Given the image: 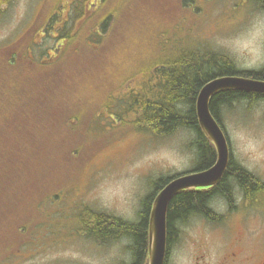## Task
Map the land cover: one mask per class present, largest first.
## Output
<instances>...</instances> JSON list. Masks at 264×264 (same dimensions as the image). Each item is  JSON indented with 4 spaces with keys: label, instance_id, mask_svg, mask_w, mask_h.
Listing matches in <instances>:
<instances>
[{
    "label": "rangeland",
    "instance_id": "rangeland-1",
    "mask_svg": "<svg viewBox=\"0 0 264 264\" xmlns=\"http://www.w3.org/2000/svg\"><path fill=\"white\" fill-rule=\"evenodd\" d=\"M140 2L95 0L90 19L70 3L63 16L58 0H0V131L8 126L9 150L20 129L27 130L20 139L35 145L30 147L32 161L20 174L0 168V264H128V238L94 241L80 223L75 225L78 215L90 208L136 222L142 199L157 181L195 169V151L191 130L156 137L124 124L126 115L118 117L120 109L113 104L129 86L121 88L119 82L127 75L140 78L151 62L179 46L211 48L227 55L238 70L264 66V9L253 0ZM116 8L120 17L136 21L139 32L119 27L121 35L105 44L111 47L103 56L106 63L88 56L90 66H85L74 46L82 49L78 40L91 20L97 24L88 30L99 29L101 16L112 17L113 25L115 14L108 10ZM63 17H72L65 28L73 38L64 47ZM43 22L50 24L44 34L37 32ZM96 38L90 41L95 46L84 44L83 50L97 52ZM57 45L60 51L55 52ZM218 113L236 163L264 181V104L236 103ZM53 139L61 149L35 153ZM239 197L235 203L222 201L221 214L202 217L208 221L190 216L179 224L167 264H192L200 252L214 264L235 238L247 256L262 255L264 195ZM196 261L203 263L202 258Z\"/></svg>",
    "mask_w": 264,
    "mask_h": 264
},
{
    "label": "trees",
    "instance_id": "trees-1",
    "mask_svg": "<svg viewBox=\"0 0 264 264\" xmlns=\"http://www.w3.org/2000/svg\"><path fill=\"white\" fill-rule=\"evenodd\" d=\"M104 1L106 2L107 0ZM253 1L257 3L258 7L264 9V0ZM61 2H63V16L64 13L66 15L68 12L66 5L69 3L71 5L74 4L76 11H79L83 17L86 15L85 18H90L95 12L93 7L95 0H58V5ZM139 4L141 6L140 0ZM54 9L57 10L58 6L56 5L50 9L51 15ZM122 10L128 14L127 9ZM108 11L114 12L115 23L111 24L112 17L104 18V16H101L98 21L99 29L89 28L88 30V25L97 24L91 20L86 25L87 33L84 39L78 40L82 49H76V46H74L73 52L76 55L79 54V57H85L87 63L85 66H90L88 64V56L103 58L104 62L99 64L106 63L107 58L103 56L107 54L108 49L111 47L105 44L110 40L115 41L117 36L121 35L119 27L124 28L126 31H135L136 34L139 32V28L137 29L135 26L136 21L120 17V9L116 8ZM72 17H66V19L63 17V36L61 37L63 38V47L69 45L73 39L67 31L69 28H65L68 18L71 19ZM128 24H130V30L127 27ZM96 37L100 38V49L96 52L91 48L92 53L86 49L83 50L84 44L95 46L90 41L92 38L96 40ZM233 74L246 77L253 75V78L264 80V66L258 72L249 74L246 71L237 70L234 62L227 55L214 52L211 48L206 50V46H198L185 49V47L179 46L177 52L169 53L161 60L151 62L148 70L140 74V78L138 74L137 76L136 74L127 75L119 82L121 88L125 84V88L128 86L129 88L128 91L119 93L116 96L120 97L113 104L120 109L116 115L123 119V114L126 115L123 123L128 124L129 128L131 127L134 130L149 133L156 137L169 136L181 128L191 130L194 134L191 146L195 151V168L197 170L206 169L214 163L216 153L213 145L205 138L198 125L195 113L196 96L202 85L209 79ZM261 96L257 93L245 91L223 90L213 95L210 101V109L217 120L216 109L218 105L230 103L231 101L255 99ZM42 107L40 111L37 110V113L40 114L43 111L44 107ZM7 129H9L8 126L3 125L0 131L2 140H0V147L1 149H8L0 151V168L4 166V168L16 169L14 174L18 175L21 173L20 170L32 161L30 147L33 149L35 145L20 139L22 136H27L25 134L27 130L20 129L19 134L15 133L13 135V133H10L13 137H16V144L12 150H9L12 144L8 138ZM3 139H7V141L4 142ZM1 159L7 161L3 164ZM5 174H7V170H3L2 175L4 176ZM170 179L171 177H164L157 181L152 192L142 199L136 222L125 221L110 214L84 208L81 210V214L78 215L79 220L76 221L75 225L80 223L85 234L97 242L103 241L105 243L116 241L123 237L128 238L127 249L131 255L128 264H147V229L151 202L156 192L163 188ZM232 183L242 190L245 198L249 196L252 198L256 197L257 191L259 192L260 186H262V183L253 173L240 164H233L230 160L221 180L211 192L190 190L178 192L171 199L168 206L167 248L176 239L179 231L177 226L179 224L184 223L187 218L193 215L208 217L210 210L207 205L212 195L219 193L227 201H231ZM171 241L172 243H170Z\"/></svg>",
    "mask_w": 264,
    "mask_h": 264
},
{
    "label": "water",
    "instance_id": "water-1",
    "mask_svg": "<svg viewBox=\"0 0 264 264\" xmlns=\"http://www.w3.org/2000/svg\"><path fill=\"white\" fill-rule=\"evenodd\" d=\"M239 90L264 93V80L241 76H221L200 88L195 110L199 127L216 150L215 162L207 169L172 178L154 197L148 221V263L164 264L167 245V212L171 199L180 191L213 186L220 181L229 162L226 136L210 111V98L217 91Z\"/></svg>",
    "mask_w": 264,
    "mask_h": 264
},
{
    "label": "flooded vegetation",
    "instance_id": "flooded-vegetation-1",
    "mask_svg": "<svg viewBox=\"0 0 264 264\" xmlns=\"http://www.w3.org/2000/svg\"><path fill=\"white\" fill-rule=\"evenodd\" d=\"M62 22H59L58 23V26L61 25ZM49 25L50 24H46L45 22L42 23V26L40 29H38L37 32L39 33H42L44 34V31L48 30L49 28ZM46 29V30H45ZM60 30V29H58ZM31 34V33H30ZM33 34V33H32ZM31 34V35H32ZM58 45L55 47V52L57 50L60 51V47H58ZM54 51V50H53ZM58 53V52H57ZM238 70V69H237ZM243 71H246L248 72L249 74H252V73H256L258 72L259 70H244L242 69ZM233 75H237V74H233ZM223 76V75H222ZM253 75L251 76H247L249 78H253L252 77ZM217 77H221V76H217ZM215 78V77H214ZM213 79V78H212ZM253 79H256V78H253ZM211 80V79H209ZM208 80V81H209ZM220 91H217L215 92L213 95H215L216 93H218ZM247 92V91H246ZM250 93H254V92H250ZM256 94V93H255ZM259 95H262L261 97H257L255 99H245V100H240V101H231L230 103H222L220 105H218L217 109H216V115L218 116L217 117V121L219 122L220 126L222 127V129L224 130L225 134H226V131H225V128H224V125L222 124V121H221V117L219 115V110L222 111L223 109H228L229 106L233 105V104H236V103H239V104H248V105H251L248 103L249 100H254L256 101L255 103H252L253 105L254 104H262V102H264V94L262 93H257ZM213 95L211 96V98L213 97ZM211 98H210V101H211ZM116 109V107H115ZM211 111V109H210ZM212 113V112H211ZM216 119V118H215ZM111 126H113L112 122L110 123L109 121V125L108 127L111 128ZM109 128H105V129H109ZM227 135V134H226ZM32 140L33 141H37V136L36 135H32ZM60 145V141L58 140H52L50 143H45V144H41V145H38L36 148H35V151H41L42 152V148L46 149V150H53V149H61V147L59 146ZM229 145H230V142H229ZM35 147V146H34ZM37 149V150H36ZM230 160L232 161L233 164H238L236 163V161L234 160V157L232 155V150H231V147H230V157H229V162ZM228 162V164H229ZM228 167V166H227ZM192 171H200V170H197L196 168L193 169ZM258 179V178H257ZM221 180V179H220ZM259 180V179H258ZM260 183H262V186H260V189H259V192L257 191V195L256 197H259L260 195H264V181H261L259 180ZM217 185V183L213 186H210V187H205V188H200V189H197L195 191H205V192H211L215 186ZM239 190V193H236L235 191L236 190ZM231 202L233 200V202L235 203L236 202V197L237 196H240L239 198H243L245 197L244 193L242 192V190L237 186L235 185L234 183H232V191H231ZM253 196V195H252ZM251 197V196H249ZM227 199H225L222 195H220L219 193L215 194V195H212L210 200H209V203H208V208L210 210V212L208 213V217L207 218H212V217H215V215L217 213H220L221 214V210L223 209L222 207V201L223 202H226ZM221 203V204H220ZM226 204V203H225ZM231 205H229V207L226 206L230 209V208H234L235 207V204L233 203H230ZM226 208V213L229 211V209ZM193 217H200L202 218L201 216H196V215H193ZM203 220H206L205 218H202ZM208 221V220H206ZM178 225V224H177ZM176 225V226H177ZM177 239V237H176ZM173 240L174 241H176ZM239 239L238 238H235L230 244L224 246L223 250L221 251L222 253L220 254V256L218 257L217 261L214 262V264H264V252L262 253V255H246L244 253V251L241 250V248L238 247L239 245ZM172 243V241L170 242ZM167 244H168V237H167ZM169 250H167V256H166V262L165 264H167L168 262V257H169ZM200 256H195V261L194 263L192 264H200L198 261H196L197 259L199 258H202V261L203 263L201 264H208L207 261H206V253L205 252H200Z\"/></svg>",
    "mask_w": 264,
    "mask_h": 264
},
{
    "label": "snow or ice",
    "instance_id": "snow-or-ice-1",
    "mask_svg": "<svg viewBox=\"0 0 264 264\" xmlns=\"http://www.w3.org/2000/svg\"><path fill=\"white\" fill-rule=\"evenodd\" d=\"M255 102H256V101H254V100H249V101H248L249 104H252V103H255ZM262 104H264V102H262Z\"/></svg>",
    "mask_w": 264,
    "mask_h": 264
},
{
    "label": "bare ground",
    "instance_id": "bare-ground-1",
    "mask_svg": "<svg viewBox=\"0 0 264 264\" xmlns=\"http://www.w3.org/2000/svg\"><path fill=\"white\" fill-rule=\"evenodd\" d=\"M226 76H234V75H226ZM189 130V129H188ZM187 131V130H186ZM185 132V131H184ZM186 133V132H185ZM193 136V135H192Z\"/></svg>",
    "mask_w": 264,
    "mask_h": 264
}]
</instances>
